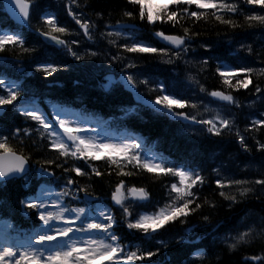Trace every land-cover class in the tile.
<instances>
[{"label": "snow or ice", "instance_id": "1", "mask_svg": "<svg viewBox=\"0 0 264 264\" xmlns=\"http://www.w3.org/2000/svg\"><path fill=\"white\" fill-rule=\"evenodd\" d=\"M75 3L69 0L67 6L68 15L80 29L74 33L58 23L56 14L43 6V0H0V52L19 48L28 56L26 66H20L25 64L20 59H0V192L21 182L26 194L17 200V210L30 225L25 228L6 221L0 238V264H158L154 257L166 249V242L158 241L152 248L130 245L124 243L125 235L119 229L126 224L127 230L155 239L162 230L177 222L186 223L204 207H217L201 195L208 179L203 166L188 159L165 158L146 148L143 137L133 132L114 135L109 131L111 121L85 120L55 105L51 112L44 111L37 103V89L31 81L38 74L48 78L99 62L106 65L108 75L102 79L108 84L98 82L97 87L107 92L115 82L122 85L121 91L127 90L128 102L118 106L120 115L115 117L121 123L140 117L146 107L158 120L175 123L183 131L199 128L216 137L231 133L240 150L251 152L254 147L264 152V141L254 135L264 128V112L246 113L244 129L238 127L239 117L233 112L242 107L233 90H249L250 85L255 99L243 107L252 109L257 102L264 104V87L252 80L264 68L230 62L233 54L253 51L251 44L235 39L237 29H259L264 34V0H125L122 19L115 23L104 22L102 12H96L95 19L74 12ZM33 18L46 25V30L34 28ZM96 20L110 30L101 31ZM210 20L232 30L226 34L228 57L213 55L224 39L219 33L216 40H204L201 32L194 30ZM165 25L172 30L165 31ZM145 30L150 36H145ZM28 32L38 37L42 49L26 46ZM65 34L82 36L83 42L65 39ZM198 49L203 50L200 58H189ZM38 54L46 58L37 59ZM67 57H71V63ZM153 61L170 66L171 75L161 78L149 70ZM210 62L215 65L213 75L227 90H209L198 78ZM141 87L150 95L145 97ZM10 115L21 117V124L10 123ZM249 137L253 146L247 142ZM26 147H39L40 153L26 152ZM98 161L103 163V170ZM223 167L213 169L214 183L229 209L256 195L254 188L246 185L259 186L257 198H264V172L254 180L234 179L221 173ZM138 173L167 179L168 200L161 204L144 187H129ZM106 176L109 181L115 178L109 187L110 196H97L92 188L94 178L103 180ZM225 189L234 191L228 194ZM124 193L130 199L126 200ZM4 210L5 199L0 197V218ZM8 215H12L11 210ZM249 215L245 213L226 235L218 234L219 226L202 233L195 231L197 225L188 227L186 231L192 236L182 235L179 243L190 250L180 264L205 259L207 251L200 245L206 238L213 245L223 244L229 254L250 247L257 238L264 240V215L256 219H249ZM202 220L208 222L209 217L202 216ZM260 251V255L245 256L239 264H264V246Z\"/></svg>", "mask_w": 264, "mask_h": 264}, {"label": "trees", "instance_id": "2", "mask_svg": "<svg viewBox=\"0 0 264 264\" xmlns=\"http://www.w3.org/2000/svg\"><path fill=\"white\" fill-rule=\"evenodd\" d=\"M69 0H43V6L49 11L56 14L58 23L61 26L68 27L74 33L80 32V29L75 25L74 21L67 13V6ZM166 2V0H161ZM125 7V0H76V3L72 5L74 12H83L93 16L95 19L96 12H102L104 14V22L115 23L116 20L122 19L121 10ZM126 19V18H125ZM11 22V21H10ZM97 25L101 31H109L110 29H104L101 21L96 20ZM32 25L34 28H39L41 31L46 30L47 26L39 22L37 18H33ZM165 31H170L171 26H163ZM119 30V26L117 29ZM196 31L201 32L204 40H216L217 33L220 34V43L213 55H220L224 57L229 56V46L227 44V33L231 32V29H227L223 25H218L215 21H209L207 23H200L195 27ZM237 35L235 39L247 44H251L252 53L240 51L238 55L233 54L230 62L232 63H245L247 66H252L257 69L264 68V34L259 29L255 31H245L237 29ZM145 36H150V32L145 30ZM65 39H81L82 36L65 34ZM37 46L38 49H42L39 44L38 37L31 32L26 33V46ZM160 46V45H158ZM238 47V45H236ZM203 50L198 49L197 54H190L191 59H197L199 53ZM131 55V54H130ZM3 57L20 59L25 62L26 66L28 56L22 54L19 48H9L5 52H0V59ZM37 59L46 58L42 54H38ZM69 63H71V57H67ZM106 65H101L97 62V65L85 68L83 65L79 67H73L72 70L66 72H59L53 74L52 77H42L39 74L34 80L31 81L34 88L37 89L36 100L40 108L44 111L51 112L53 106L62 107L70 112L82 113V117H90L91 121H111L109 131L114 135H119L125 131L133 132L139 136H142L145 140V146L151 149L153 152L163 155L169 159H188L192 160L196 164L203 166L204 175L208 177L201 195L207 197L210 201L216 203L218 206L215 208L204 207L198 214L189 217L186 223L177 222L167 228L166 231L162 230L161 235L155 239L147 238L144 234H138L127 230L126 224L122 225L119 231L125 235L124 243L130 245H139L140 247L152 248L157 246L158 241H164L167 244L166 249L162 248L158 256L154 257L158 261V264H180L185 259L189 252L187 245L179 243L180 237L183 235L186 238H190L192 233H188L186 230L192 225H197L195 231L197 233L212 232L214 228L218 227L219 235H226L230 229L237 223V221L249 213V219H256L260 215H264L261 211L264 208V198H257L260 196L259 186L246 185L253 187L256 191V195H249L241 203L234 205L231 209L228 207V202L219 196V191L214 183L215 174L213 169L224 167L220 169L221 173L226 176H231L234 179H247L254 180L261 178V173L264 172V152H261L253 147L251 152H244L239 149L238 141L234 139L231 133H225L221 137L211 136L204 133L201 129L183 131L175 123H169L164 120H158L153 114L145 107L140 112V117H132L126 122L121 123L116 120L115 117L120 115L118 111L119 105H124L128 102L127 90L121 91L122 85L117 86L115 82L109 85L107 92L97 87L98 82L108 84L106 79L102 77L108 75L104 71ZM149 70L157 72L161 75V78L169 77L171 75L170 66L161 65L156 61H153L149 66ZM214 63L210 62L207 66V70L203 73L201 79L202 83L211 90L213 87L221 88L219 81L213 75ZM195 72L196 70L193 69ZM181 74L183 75V69L181 68ZM116 80L119 79L117 76ZM79 80L80 83L76 84L74 81ZM253 84H261L264 87V72H259L252 76ZM52 81L50 84L49 82ZM234 82V80L232 81ZM252 89V85L249 86V90ZM141 92L145 97L150 94L141 87ZM221 90H227L221 88ZM241 88L238 92L233 90V95L240 99L242 107L241 109H233V112L239 117L237 125L241 129L246 126L245 114L251 111L252 113L259 114L264 112V104L257 102L252 109L243 107L248 100L255 99L251 96L250 91ZM258 95V94H257ZM204 99L203 96H201ZM209 100L205 99V104H208ZM209 107L215 108V104H210ZM203 112V108H200ZM202 118V117H201ZM250 120V117H247ZM21 117L9 116V122L15 124H21ZM34 126V125H33ZM235 130H233L234 132ZM257 140L264 141V128L260 129L258 133H255ZM33 139H38L34 137ZM250 146H253V139L249 137L247 140ZM27 143V141H26ZM25 151H35L40 153V148L36 147L25 148ZM37 155L33 156L36 159ZM97 164L103 170V163L98 161ZM96 183L92 185V188L96 190L97 196H110L109 187L110 184H114L115 178L111 181L106 176L103 180L101 178H94ZM81 183H85L84 180ZM168 184V180L162 176L154 175L150 173H138L135 178H132L129 183V187L135 185L136 187H144L148 190L154 201H159L163 204L168 200V192L165 185ZM35 186V185H33ZM231 191L225 189V192L231 194ZM24 189L21 187V182L16 181L0 192V197L5 199V210L3 218H0V232L1 236L4 234L6 228V221L13 224H19L25 228L29 227L27 219L20 215L17 205V200L22 199L25 195ZM31 194V193H28ZM130 199L126 197V200ZM203 202V201H198ZM132 207L131 205H126ZM12 211V215L9 217L8 211ZM150 210V209H149ZM114 211H117L114 209ZM117 215L119 212L117 211ZM207 215L209 217L208 222L202 220V216ZM234 234V233H233ZM207 251L205 259L200 260L195 258L196 264H239L245 256H256L261 254V247L264 246V240L257 238L250 247H243L240 251L229 254L223 244L217 243L213 245L210 238H206L200 245ZM219 254L220 258L216 256Z\"/></svg>", "mask_w": 264, "mask_h": 264}, {"label": "rangeland", "instance_id": "3", "mask_svg": "<svg viewBox=\"0 0 264 264\" xmlns=\"http://www.w3.org/2000/svg\"><path fill=\"white\" fill-rule=\"evenodd\" d=\"M75 113H77V114H79L81 117H82V113L80 112V111H78V112H75ZM74 118V117H73ZM83 119H85V120H89V121H91V119H90V117H82ZM93 126H95V123H93ZM124 196H125V199H126V197H129L128 196V194L127 193H124ZM1 232H0V238H2V236H1Z\"/></svg>", "mask_w": 264, "mask_h": 264}]
</instances>
